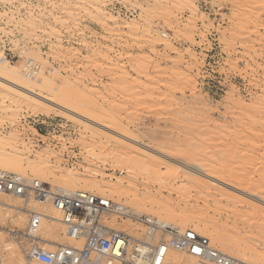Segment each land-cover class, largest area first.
<instances>
[{"label": "rangeland", "instance_id": "1", "mask_svg": "<svg viewBox=\"0 0 264 264\" xmlns=\"http://www.w3.org/2000/svg\"><path fill=\"white\" fill-rule=\"evenodd\" d=\"M209 1L210 17L199 0H0V65L21 71L25 81L39 77L41 83L29 87L53 101L0 91V157L18 161L0 169L100 193L135 215L199 231L220 251L264 264V0ZM117 3L136 16L114 11ZM211 29L220 33L225 58L213 83L196 47ZM27 63L38 70L29 73ZM131 146L165 154L164 176L145 166L130 173L118 154ZM169 161L204 165L209 185L175 180ZM113 185L125 193H114ZM142 195L144 204H138ZM162 208L174 213L159 214ZM22 216L9 223L20 233L29 219ZM135 220L106 218L110 226L148 239L149 227ZM39 233L72 243L62 223L43 219ZM159 239L157 232L153 241ZM0 240L4 264L3 245L10 243L17 246L16 261L25 263L11 234L0 233ZM175 255L196 258L172 249L166 264Z\"/></svg>", "mask_w": 264, "mask_h": 264}, {"label": "built area", "instance_id": "2", "mask_svg": "<svg viewBox=\"0 0 264 264\" xmlns=\"http://www.w3.org/2000/svg\"><path fill=\"white\" fill-rule=\"evenodd\" d=\"M199 7L206 16L214 14L209 0H199ZM112 8L123 16H136V12L118 6V3ZM199 27V32L204 33L202 25ZM205 33V43L196 47L205 55V78L213 83L220 74L216 68L225 58L220 33L212 29ZM27 69L32 73L38 70V66L27 63ZM0 193L15 195L25 201L52 204L61 212V221L67 228L69 239L76 241V244L49 247L52 242L43 239L39 233L44 213L28 209V224L18 237L25 257L24 264H166L171 249L193 255L198 264H250L215 248L208 237L193 229L157 225L148 215L136 214L135 221L147 225L149 229L155 226V232L160 233L157 242L153 241L156 233L149 235L148 239H139L117 230L106 222V218L116 214L118 218L129 219V215L134 213L106 196L89 191H65L40 179L0 169Z\"/></svg>", "mask_w": 264, "mask_h": 264}, {"label": "bare ground", "instance_id": "3", "mask_svg": "<svg viewBox=\"0 0 264 264\" xmlns=\"http://www.w3.org/2000/svg\"><path fill=\"white\" fill-rule=\"evenodd\" d=\"M2 56H3V54H0V61H2ZM21 75H22L21 71L17 70L13 66H10L7 63L4 64V65H0V91L2 93L5 92V94H7V93L10 94L11 93V94H15V95H18V92L21 91L24 94H32V95L36 96V98L37 97H40V98L42 97L46 101L48 100V101H50V102L53 103V101L49 100V97L47 98L46 95L43 96L41 91H39V93H37V92L33 91L29 87V86H31L32 82H34V84L41 83L40 80L38 79L39 77L36 78V79H34L31 82L29 80H26L25 81V79ZM15 80L22 81V84L19 83V82H17V81L15 82ZM43 83L44 82H42V85H43ZM45 83H47V82H45ZM44 88H46V87H44ZM40 92H41V94H40ZM54 92H56V89H55ZM11 96H14V95H11ZM55 103H56V101H55ZM80 114H82V113H80ZM80 114H78L80 117L81 116L82 117L84 116V115H80ZM79 116H77V117H79ZM90 121L93 122L92 119H90ZM125 138H127V137H125ZM134 141H137V139L136 140H133V142ZM128 149L129 150H127L124 154L121 153V154H118V155L120 156V158L122 157V158H124L125 160L128 161V171H130V173H132L134 166L135 167L137 166V167H140V168L145 166L144 170L146 168L148 169V170L146 169L145 172H147V171L150 170V173L152 172L154 174V176L156 175L159 178L164 176L162 174V165L165 164V162H164V160H165V157H164L165 154L164 155H163V153L160 154V153H158L159 151L156 152L155 154H151V152H148L151 149L148 148L147 146H144V148L141 149V150L140 149L133 148L132 146L131 147H128ZM155 150L157 151V149H155ZM152 151H154L153 148H152ZM158 157H160V158H158ZM9 159H6V158L4 159V158L0 157V164H1L0 166H2L3 164H4L3 166L6 167V168H8V166L10 168L11 167L13 168L15 166H18V163H17L18 161L17 162L14 161L13 160L14 158L12 159L13 161L11 159H10L11 161H6V160H9ZM166 161H167V159H166ZM169 162H172V161H169ZM172 164H174V170L172 172V175L174 176L175 180H176L177 177H185L188 180V182H190L191 184L193 183L192 185H198V186H204V187L205 186L207 187V185H209L208 183H206L204 181V179L202 177L206 172L208 173V170L204 167V165H199V164L197 165L196 163L195 164L194 163L193 164L191 163V165L190 164H182L181 163L180 166H179V165H177L176 163H173V162H172ZM21 167H20V169H21ZM16 168H18V167H16ZM16 168H14V169H16ZM141 169H143V168H141ZM18 170L19 169H17L16 171H18ZM21 170H23V169H21ZM43 171L46 172L45 170H43ZM204 171H206V172L204 173ZM23 172H24V170H23ZM48 172H50V170ZM209 174H211V173L209 172ZM37 175H38L37 179H40V178H43L44 177L41 174H37ZM49 175H50V173H48L47 176H49ZM207 176H209V175H207ZM44 182H46V181H44ZM46 183H48V182H46ZM95 185L97 187H99L100 189L102 187H104L103 186L104 185L103 183H97ZM93 187H92V189H93ZM58 188H60V187H58ZM111 188H112V190H113L114 193H118V194L125 193V190L120 185L119 186L113 185V186H111ZM60 189H63L65 191H70L69 189L64 188V187H61ZM90 191H91V189H90ZM101 193H104V192L101 191ZM98 195H100V193ZM119 196L121 197L122 195H119ZM145 197L146 196H143L142 199H139L137 201L138 204H140V203L144 204ZM21 199L22 198H20L18 196H15V195L6 194V193H0V233H8V234H11L15 238V240H16L17 243H19L18 237H19V235L21 233L19 231H17L16 229H14L13 227L9 226V223H12V222L21 220L23 218L22 214L23 213H27V210L29 209L28 206H29V204H31V202L33 203L32 209H36V210L41 211L42 213H44V215H45L44 220L54 221V222H57V223L64 224L61 221V217H60L61 216V212L58 211L55 208H49L47 206V205L51 206L52 204H50V203H43L42 204V203H39L38 201H35V200H29L28 202L26 201V203H25L24 206H21L20 205ZM155 201H156V199H155ZM156 203L160 205V203H158V202H156ZM119 204H121V203H119ZM121 205H123L127 209H129L126 205H124V204H121ZM172 205L174 207L177 206L176 203H173ZM129 211L132 212L130 209H129ZM168 212H170L171 214L174 213L172 211H169L168 208H162L159 214L166 213L167 216H168L169 215ZM59 213H60V216H58ZM114 215H116V214H114ZM128 218H130V219H136V216H135V214H130ZM152 221L154 222V224H157L153 219H152ZM157 222H158L157 225H171L169 223H165V222H162V221H157ZM174 226H177V225H174ZM117 230H119V229H117ZM120 231H122V230H120ZM155 231H156V227L155 226H151L150 231H149L150 232L149 235L154 234ZM242 232H243V230L241 231V234L240 235H245L244 234L245 232L244 233H242ZM197 233L200 234V235H202V233L199 232V231H197ZM55 234L57 235L56 232H55ZM66 236L68 237V235H67V228H66ZM207 236H210V235H207ZM215 236H216V239H218V240H220V241H222L224 243H229V240H227L225 237H223V236H221L219 234H216ZM135 238H137V237H135ZM139 239H141V238H139ZM45 240L52 242V243H50L51 244L50 246H55L57 244H59V245L60 244H63V243H59V242H57L55 240H48V239H45ZM2 242L3 241L0 240V243H2ZM74 242L76 244V241H72V243H70V244H74ZM3 246H4V249L7 251V254H8L7 255V263L6 264H21V262L23 261L22 258H20V260H18V261H16V259H15L17 257V255L19 256L17 246L14 243L5 244ZM19 246H20V248L22 250V247H21L20 244H19ZM171 253H172V249L169 250V257L171 255ZM191 259H192V261H189ZM0 264H4V259H3L2 255H1V263ZM172 264H198V260H197V258H190V259H186L185 260L182 256L175 255L172 258Z\"/></svg>", "mask_w": 264, "mask_h": 264}]
</instances>
